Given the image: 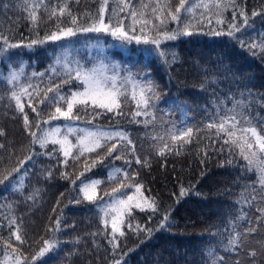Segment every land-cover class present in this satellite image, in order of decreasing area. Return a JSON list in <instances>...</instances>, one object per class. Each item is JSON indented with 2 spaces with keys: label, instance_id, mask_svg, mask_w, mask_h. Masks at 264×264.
I'll return each instance as SVG.
<instances>
[{
  "label": "trees",
  "instance_id": "trees-1",
  "mask_svg": "<svg viewBox=\"0 0 264 264\" xmlns=\"http://www.w3.org/2000/svg\"><path fill=\"white\" fill-rule=\"evenodd\" d=\"M0 264H264V0H0Z\"/></svg>",
  "mask_w": 264,
  "mask_h": 264
},
{
  "label": "rangeland",
  "instance_id": "rangeland-1",
  "mask_svg": "<svg viewBox=\"0 0 264 264\" xmlns=\"http://www.w3.org/2000/svg\"><path fill=\"white\" fill-rule=\"evenodd\" d=\"M109 27H112V25H109V24H106L104 22H101L99 24H97V28L99 30H102V31H107L109 29ZM119 31H123V29H118ZM100 78V77H99ZM102 83V82H100ZM103 84V83H102ZM98 85L97 86V89H100L103 90L102 92V95L104 96V98L106 100L110 99L112 97V94H113V89L109 88V90H105L104 88H107V87H104L103 85ZM32 91L29 89V88H26L25 89V94L27 95H33L34 94V91L31 93ZM31 93V94H30ZM110 102V101H109ZM78 109V108H77ZM58 114L57 116L59 118H63V119H70L72 117V115H76V111L74 109V105H71L70 107L66 108V109H57V113ZM67 129H72V130H76V131H79L81 133V141L82 142H86L88 144H92V145H95V144H100L103 142V141H107V140H104L105 136L104 134H107V133H113L118 136H120V138H116L114 135H110L109 136V139L108 141H113L109 144V147H105L104 148V151L102 152H109L108 154L109 155H112V158H121L119 160H122L124 161V158L125 156L123 154H121V151L123 150L124 148V145L122 143L125 142V140H127V135H124V132L121 130V129H115L111 132L110 131H107L104 129V127H102L101 125H97V124H82V123H79L77 126H69ZM86 129H91V131H94L93 132V136H90L88 135L86 132H84ZM151 132H148V134H150ZM258 136V134H255ZM180 137V136H179ZM179 137H177L176 139H178ZM157 139L160 141V138H159V131H158V136H157ZM69 142V141H67ZM103 150V149H102ZM120 171V169L118 167H114V168H111L108 172V175L103 178V179H99L97 181H94V180H89L91 181V183L85 185V187L89 190H87V193L90 192V190H94V191H97V189H103V190H106L104 192H107L109 193L110 195H113L114 193H117L118 191L120 190H124V189H127L128 186L126 184H122V182L120 181H117L114 183V186L112 185L113 184V181L115 179V175ZM118 186V187H116ZM106 187V188H104ZM90 198H94V196L90 197ZM126 201H127V198H121L119 201L115 202L114 204L118 207H124L126 205ZM108 208L112 209V206L111 205H107ZM222 250H225L222 249Z\"/></svg>",
  "mask_w": 264,
  "mask_h": 264
}]
</instances>
